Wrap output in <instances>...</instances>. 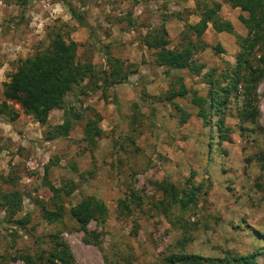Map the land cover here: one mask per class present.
I'll list each match as a JSON object with an SVG mask.
<instances>
[{"label": "rangeland", "instance_id": "1", "mask_svg": "<svg viewBox=\"0 0 264 264\" xmlns=\"http://www.w3.org/2000/svg\"><path fill=\"white\" fill-rule=\"evenodd\" d=\"M63 2L81 11L82 23ZM214 3L217 17L245 36L238 16L247 13L231 0H27L24 10L21 0H0V103L3 82L55 36L74 41L75 61L93 70L64 94L65 115L53 108L40 123L12 101L18 116L0 114V264H38L49 252L73 264H167L176 252L207 258L202 264L254 254L264 264V67L250 96L231 91L211 125L192 103L193 93L207 97L204 73L221 74L238 51L234 34L210 22L200 34L191 28ZM153 36L167 49L188 46L190 67L156 65L157 48L145 44ZM112 67L125 82L102 81ZM181 87L172 99L178 110L162 99ZM65 119L67 132L55 135ZM90 127L100 135L89 139ZM159 184L178 196L191 187L187 206L163 210ZM13 191L20 207L11 215L3 195ZM87 200L104 211L81 228L69 207Z\"/></svg>", "mask_w": 264, "mask_h": 264}, {"label": "trees", "instance_id": "2", "mask_svg": "<svg viewBox=\"0 0 264 264\" xmlns=\"http://www.w3.org/2000/svg\"><path fill=\"white\" fill-rule=\"evenodd\" d=\"M22 9L27 0H21ZM233 6L239 7L242 11H246L247 15H239L238 19L246 28V35L241 37L235 34L229 21L221 20L217 17L216 12L219 7L218 3H214L212 8L204 7L200 14L198 22L191 25L192 30L200 34L204 29L206 22H210L216 31H225L234 34L238 51L234 56L235 63L226 67L221 74L213 76L215 69H211L204 73L202 77L208 85L207 97H199L193 93L192 103L197 107L196 116L202 123L209 125L212 121L211 117L215 111L219 110L231 91L240 90L242 95L250 96L251 88L255 81L261 76L264 67V0H231ZM64 7L77 23H82L81 11L74 8L71 3L63 2ZM91 34V28L88 26ZM148 46L157 48L154 52L155 63L158 66H164L171 69H181L190 67L191 51L188 46H180V48L167 49L165 47L166 40L153 36L150 41L145 43ZM256 63L249 61L250 55L255 51ZM76 44L74 41H65L60 36L51 39L46 50L32 57L22 60V70H17L9 76L7 82L2 84V97L0 103V114H8V119L12 120L18 116L8 101L18 103L22 113L31 115L40 123L45 122L48 112L53 108H62L64 94L72 88L73 85L80 84L85 76L91 77L93 70L90 64H80L75 61ZM228 66V65H227ZM196 72L200 67H195ZM23 72H25L23 74ZM126 74L121 73L118 67H112L108 72H103L102 81L107 85L125 82ZM223 80V84L220 81ZM251 85V87H249ZM186 89L181 87L174 91L170 90L164 95L162 100L170 102L176 109L180 110L172 99L177 96H183ZM246 111V110H245ZM254 110L246 111V116L252 121ZM185 120L183 116L180 123ZM218 132L221 130L222 118L219 117L214 121ZM211 125V124H210ZM69 123L65 119L62 123L55 125L53 132L55 135L65 134L68 130ZM93 130V131H92ZM89 139L94 135H100L99 129L90 127L88 131ZM221 136V135H218ZM160 190L164 193V197L159 201L162 209L166 210L173 204H178L180 208H185L189 202L191 187L181 190L182 195L178 196L175 188L168 184H159ZM3 195V204L10 214L17 211L20 207V195L16 192H9ZM131 201H134L131 199ZM124 210L127 205L123 201L118 202ZM138 205V201L134 203ZM13 207V208H12ZM104 207L101 201L93 202L87 200L84 203L74 204L69 207V215L81 228L91 219L100 218L103 215ZM11 214V215H12ZM51 211H46L45 215L50 216ZM15 224H23V221L16 219L12 221ZM56 255L49 252L46 258L38 255V264H73L70 255L56 260ZM164 260L167 264H202L208 260L200 255L187 254L183 252L170 253L165 256ZM221 264H258L254 254H246L243 256L228 258L221 260Z\"/></svg>", "mask_w": 264, "mask_h": 264}]
</instances>
